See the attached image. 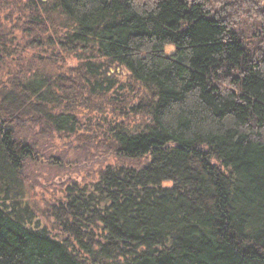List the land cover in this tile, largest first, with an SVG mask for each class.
Segmentation results:
<instances>
[{
	"label": "trees",
	"instance_id": "obj_1",
	"mask_svg": "<svg viewBox=\"0 0 264 264\" xmlns=\"http://www.w3.org/2000/svg\"><path fill=\"white\" fill-rule=\"evenodd\" d=\"M0 5V264H264V0Z\"/></svg>",
	"mask_w": 264,
	"mask_h": 264
},
{
	"label": "rangeland",
	"instance_id": "obj_2",
	"mask_svg": "<svg viewBox=\"0 0 264 264\" xmlns=\"http://www.w3.org/2000/svg\"><path fill=\"white\" fill-rule=\"evenodd\" d=\"M1 7H2V12H1L2 13V19L1 20L3 22H5L4 15L7 14V10L8 9H7V7H3V6H1ZM171 51L172 50H170V47H168L167 48V53L170 54ZM72 64L73 63H71V65ZM41 145H42V143H41ZM67 157H68V161H72V153L71 152L69 153V155H67ZM44 173H45V169H42L41 168L40 176L43 177ZM42 183H44V180H42V178H39L37 181L36 180L35 181L32 180L31 182H29V188H31L30 189V192H31L32 197H37V198H42V197L44 198V197H46V195L44 194V192L43 193L41 192L42 191V188H43L41 186Z\"/></svg>",
	"mask_w": 264,
	"mask_h": 264
}]
</instances>
